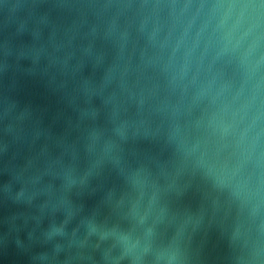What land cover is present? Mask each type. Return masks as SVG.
Wrapping results in <instances>:
<instances>
[{
	"label": "water",
	"instance_id": "obj_1",
	"mask_svg": "<svg viewBox=\"0 0 264 264\" xmlns=\"http://www.w3.org/2000/svg\"><path fill=\"white\" fill-rule=\"evenodd\" d=\"M262 52L264 0H0V264H264Z\"/></svg>",
	"mask_w": 264,
	"mask_h": 264
},
{
	"label": "clouds",
	"instance_id": "obj_2",
	"mask_svg": "<svg viewBox=\"0 0 264 264\" xmlns=\"http://www.w3.org/2000/svg\"><path fill=\"white\" fill-rule=\"evenodd\" d=\"M227 7L231 8L232 5H228ZM241 8L245 7L244 5L240 6ZM235 28V25H233V29ZM231 32V30H230ZM248 30H245V32L240 33L235 37V40L232 42L230 48H225L222 50H227L229 52L235 51L236 47L240 44L241 39L247 35ZM225 44L227 45V40L225 41ZM256 44V39L250 43L247 48L242 53L240 59L243 62L244 59L251 55V53L254 50ZM220 53L217 52L216 55H219ZM260 59H264V52L260 54V57L257 58L254 64H252V68H254L256 65L259 64ZM210 67V65H209ZM183 71V70H182ZM216 85L215 91L213 92V95H220L223 93L228 87L229 84L224 81L217 82L216 74L214 73L205 83L203 88L208 89L209 91L212 90L213 85ZM202 88V90H203ZM239 89L237 90V93L235 95L239 94ZM235 95L233 96V99L235 98ZM118 135L123 138L125 136V130L123 126L117 128ZM128 181L130 184V190L135 193V199L133 201V207L135 208L141 200H144V207L143 211L139 213L138 215V222L143 223L144 220L147 218V216L152 213L154 217H160L165 212V206L160 203V189L155 183L154 179L150 178V172L144 168L139 167L136 169H132L128 176ZM90 230H95V225L90 224ZM147 232H151L152 228L148 227L146 229ZM116 235L117 238L124 242L128 249L136 247L138 244V239H132L129 234L127 233H116L114 229L109 230L108 232L102 233V235ZM147 250V245H145V249ZM171 257H169V261H171Z\"/></svg>",
	"mask_w": 264,
	"mask_h": 264
}]
</instances>
